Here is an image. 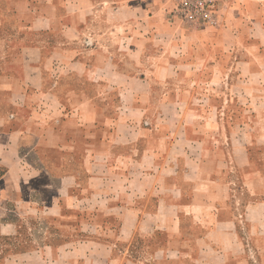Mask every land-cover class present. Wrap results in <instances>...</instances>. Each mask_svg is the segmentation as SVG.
Returning a JSON list of instances; mask_svg holds the SVG:
<instances>
[{"label": "crops", "instance_id": "1", "mask_svg": "<svg viewBox=\"0 0 264 264\" xmlns=\"http://www.w3.org/2000/svg\"><path fill=\"white\" fill-rule=\"evenodd\" d=\"M161 1L0 4V264H264V0L207 34Z\"/></svg>", "mask_w": 264, "mask_h": 264}, {"label": "rangeland", "instance_id": "2", "mask_svg": "<svg viewBox=\"0 0 264 264\" xmlns=\"http://www.w3.org/2000/svg\"><path fill=\"white\" fill-rule=\"evenodd\" d=\"M7 0H0V4L1 5H5ZM163 1V2H162ZM161 2L163 3V9L165 11V14H166V21L171 23L172 26H177L179 28H181V30L183 29L184 31H196V32H199L201 34H207L208 32H216V30L219 28L218 26H220V21H221V18H223V11H224V8H225V5H223V7L221 8V15H220V20H219V25L216 26V27H210V28H196V27H193L191 25H189L188 23L186 22H183L179 19H176V18H173L172 15L168 12L167 10V7H168V4L166 0H162ZM229 4L231 3V1L228 2ZM227 4V3H226ZM229 7V6H228ZM22 32V30H19L18 29H14V28H11V27H0V48H5L7 45H9V43L12 41V40H16V38L18 37V34L20 35V33ZM188 34V33H187ZM186 40H189V39H186ZM199 39H195V41H198ZM160 41H162L160 39ZM172 41L173 39H164L163 42L161 43V47H160V51L163 53H168L169 55H172L174 56V53H176V51H179L180 54L183 53V52H189V51H193V50H188L186 49L185 46H181L179 47L178 50H176L174 47L175 45L172 44ZM155 52H157V49H154ZM177 54V53H176ZM200 54H202V52H200ZM175 57V56H174ZM197 68H198V65H197ZM200 68V67H199ZM182 69H186V67H182ZM226 82V81H224ZM211 111V117L212 118H216L218 116H223V112L220 111V110H217V109H209ZM214 127H217V124L214 125ZM2 173L3 172H0V198H1V195H2V187H1V177H2ZM32 178V176H31ZM34 178V177H33ZM38 178L41 180H43V177L42 175L40 174L38 176ZM36 184L34 182V185H32V188H31V191H32V194L35 195V197L39 198L40 200H42V191H41V188L38 190L36 189ZM41 187V186H40ZM11 194L8 193V192H5V195L6 197H9ZM8 201H11L12 200L8 199ZM93 206V203L90 201L89 198H86L84 197V201L81 205L82 209L84 211H89ZM17 207L15 206L14 210H13V213H16L17 212ZM19 214L21 215V219H22V224H23V227L24 229L27 231V232H31L33 234H39L43 231V228L46 227L45 226V223H44V220H43V217H42V214L41 212H39L38 210H36L35 208H30V207H25L23 209H19ZM17 212V213H18ZM18 214V215H19ZM89 225H84V228H88L89 229ZM0 242H2L1 238H0ZM3 243V242H2ZM136 246L138 247L139 249V253L140 255H146L148 256V258L150 256H152L148 251H144L145 249H147L148 247L146 246V244L144 243V241H141V242H137L136 243ZM88 253H86L85 249L83 250L82 252V255L84 257V259L86 258V256L89 255V251H87ZM252 255L254 253H251ZM158 259V258H157ZM263 260H264V257H263Z\"/></svg>", "mask_w": 264, "mask_h": 264}, {"label": "built area", "instance_id": "3", "mask_svg": "<svg viewBox=\"0 0 264 264\" xmlns=\"http://www.w3.org/2000/svg\"><path fill=\"white\" fill-rule=\"evenodd\" d=\"M173 18L196 28L219 25L221 8L230 0H166Z\"/></svg>", "mask_w": 264, "mask_h": 264}]
</instances>
